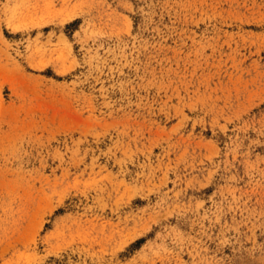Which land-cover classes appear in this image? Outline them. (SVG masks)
<instances>
[{"label": "rangeland", "instance_id": "374dc122", "mask_svg": "<svg viewBox=\"0 0 264 264\" xmlns=\"http://www.w3.org/2000/svg\"><path fill=\"white\" fill-rule=\"evenodd\" d=\"M0 264H264V0H0Z\"/></svg>", "mask_w": 264, "mask_h": 264}]
</instances>
